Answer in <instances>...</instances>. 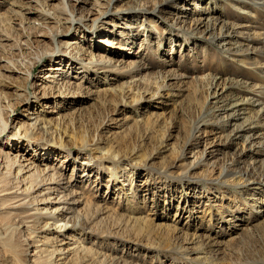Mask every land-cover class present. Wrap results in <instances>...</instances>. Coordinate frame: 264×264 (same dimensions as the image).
Segmentation results:
<instances>
[{
    "label": "rangeland",
    "instance_id": "374dc122",
    "mask_svg": "<svg viewBox=\"0 0 264 264\" xmlns=\"http://www.w3.org/2000/svg\"><path fill=\"white\" fill-rule=\"evenodd\" d=\"M0 114L48 121L36 150L10 128L0 149L54 167L84 223L18 224L0 264H33L29 235L91 250L55 264H264V0H0Z\"/></svg>",
    "mask_w": 264,
    "mask_h": 264
},
{
    "label": "bare ground",
    "instance_id": "6f19581e",
    "mask_svg": "<svg viewBox=\"0 0 264 264\" xmlns=\"http://www.w3.org/2000/svg\"><path fill=\"white\" fill-rule=\"evenodd\" d=\"M203 21L206 20L201 18L199 24H204ZM225 38L226 39H223V42L229 45L230 43L228 41L235 39L236 37L232 33ZM105 43V46L113 51L112 53L122 49V43H120L121 45H118V47H116L111 41H106ZM71 45L65 43L66 47ZM103 57L105 56H102V58ZM114 62L113 59L109 58L104 59L103 61L96 60L92 63H96L99 66L105 64L108 66L106 67L108 69L109 65H113ZM60 67V63H56V65L49 68L48 71L55 76L63 70ZM48 78H51V76H45V80ZM58 85L61 86L62 84ZM37 86L38 85L35 87ZM47 97L46 93L41 95V93L38 92L36 99H38L39 102H43ZM240 101L226 105L228 108L226 111L231 113V120L234 119V116L232 115L233 113L235 116L241 117L249 113V107H253V98ZM224 108L225 107H223V109ZM49 125L50 124L47 120L41 119L39 116L30 124L15 123L14 121L11 122V125L2 123L0 126V140L3 141V143L1 144H8L5 142L7 141L6 139L3 140V137L5 136L7 129L10 128L15 131L12 138L21 139L22 141L27 142L29 148H33L32 150L34 151L38 145H41L40 141H38V137L43 133H48L50 129ZM253 125L252 127L248 126V124L245 126L242 125L243 127L240 128L241 130H238V133L242 135V133L249 131V129L253 130L257 128L253 127ZM7 139L11 140L9 138ZM0 172L7 180V182L4 183V187L0 186V246L8 245V240H5L4 237L11 233L14 230V226H17L18 224H21L20 228L24 227L28 230L30 225L31 227L37 226L38 220L50 221L55 228L48 223L44 227L39 228L42 230L39 234L43 232H54V235H58L55 236L57 239L61 236L63 239L70 238L72 233H75L82 225H84V223H81L82 217L75 214L77 206L81 204V200H79L80 198L76 196L77 193L75 194V191L69 190L71 187H66L67 183H64L61 175H59V172H57L54 167H43L36 165L34 162L28 163L23 156L19 155V153L17 155L12 152L5 153L0 149ZM43 204H52L55 208H52L53 210L47 209L46 211L37 208L39 205ZM35 207L36 209H34ZM29 237L35 248V253L31 255L33 258V264H55L54 260H56V255H64L66 263H68V261L69 263H74L79 260L82 255L86 256L88 253H91L90 249V251H87L84 247L79 245V241H75L74 245L68 249L53 247V250H51L47 248L52 246L50 244L51 240L48 238H45L44 241L36 242V239L39 240V237L31 235H29ZM39 243H41V245H36ZM30 247L29 244V248ZM43 254H45V256H43ZM43 259L47 260L43 261Z\"/></svg>",
    "mask_w": 264,
    "mask_h": 264
}]
</instances>
